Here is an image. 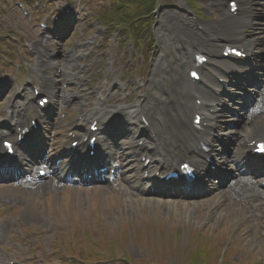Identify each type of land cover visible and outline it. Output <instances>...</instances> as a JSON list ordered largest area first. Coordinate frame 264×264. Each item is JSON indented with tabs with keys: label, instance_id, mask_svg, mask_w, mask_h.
<instances>
[{
	"label": "rangeland",
	"instance_id": "rangeland-1",
	"mask_svg": "<svg viewBox=\"0 0 264 264\" xmlns=\"http://www.w3.org/2000/svg\"><path fill=\"white\" fill-rule=\"evenodd\" d=\"M216 1L211 6L207 1L198 2L202 18L210 19V23H207L211 32H208L209 34L219 31L221 28L219 23L223 21L220 17L222 8L220 6L224 5L226 0ZM77 2L85 4V10L89 13L88 19L84 25L80 23L79 26L66 32L61 41L55 40L50 43L57 56V60L55 59L57 65L50 66L49 71L50 78L52 76L53 82L57 84L54 114L60 118L66 110L74 111L73 109L76 108L77 112L69 115L71 118L76 113L89 111L102 85L104 86L102 99L105 100L107 97L109 101L104 102L107 108L126 105L132 107L138 103L145 105L144 101L151 104L152 99L162 98L164 94L158 83L163 84L167 96L171 94L172 86L159 79L165 77L168 82H173L171 79L173 75L175 80H178L174 70L181 59L179 53L182 52L183 47L181 43H177L182 32H179L176 27H183L182 22L188 21L189 16L186 15L185 9L190 7V0H160V9L152 16L151 24L147 27L145 25L143 31L140 28H133L132 40H129L124 28L116 30L107 23V20L101 21L104 15L110 13L111 0H71L70 3L74 9H77L75 5ZM256 3L259 2L251 3V12L253 16L260 18L242 27L239 32L245 41L253 45L255 53L264 54V33L257 35L260 29L264 31V10L258 8ZM42 7L39 6L37 9L40 10ZM32 10L34 7L30 12ZM55 10L54 5L48 7L47 16L51 11L56 13ZM170 13H173L174 18L169 16ZM0 14V35L5 38H0V75L3 76V82L7 81L6 77L11 79L10 91L0 101L1 122L3 117L1 112H5L16 89L26 90L25 93L30 95V89L26 87L36 63L35 58L30 59L27 52H23L22 56H15V45L10 41L11 36L8 34H30L29 38L37 37L35 38L37 43L40 42V35L35 21L32 25L27 20L22 21V16L13 8L11 0H0ZM85 28H88L86 36L92 44L89 48L82 49L83 60L75 65L74 74L78 80L73 82V88L58 90L60 86L58 79L62 77V72H65V69L61 67L62 59H65L64 51L66 48L73 49L79 42L82 44V41L85 46V40L80 34ZM7 36L13 47L6 41ZM137 40L140 42L137 43ZM7 51H13V54L6 53ZM78 55H81L80 51ZM85 55L89 56L86 60ZM19 59L21 63L18 62ZM262 66L264 67V58ZM20 69L18 73L17 70ZM130 74L131 77L127 79ZM65 97L68 98L66 103H71L69 106L63 104ZM111 97L113 102H110ZM222 115L223 113L218 115L221 116L218 125L221 131H219L218 141L228 140L231 144L238 143L237 140L243 128L251 123L244 122L243 118L229 119L223 118ZM136 121L138 122V117ZM230 123L233 124L232 127ZM46 129L48 132L43 136L44 143L50 146L48 151L54 154L58 146V134L64 129V125L59 120L57 122L53 120L49 126L46 125ZM118 141L119 145L125 143L128 146L132 138L129 141L124 139ZM221 148L219 147V150ZM126 157L122 152L115 154L117 159L115 161L122 162L120 169L122 175L115 184H107V186L94 184L91 188L78 186L75 189L65 188V190L61 188L56 196L53 195L50 181H41L39 187L33 191L14 189L6 185V181H0V238L10 232L14 226V218L19 214L29 219L30 224H33V221L38 223L39 228L33 227L36 236L32 239L27 238V242L30 241L31 246L39 241L41 251L50 254L49 263L59 262V256L65 252V250L61 252L57 250L53 255L52 250L56 245L70 243L73 246L71 250L76 254H67L71 258L75 256L79 259L81 262L78 264L97 263L99 257H94L97 253H103L104 260L113 257L121 259L131 257L135 263L144 260L147 264H189V261L194 262V259L187 261L193 248L188 236H191L194 229H200V232L211 231L209 234L213 236V248L208 252H212L209 255L210 259L201 264H222L221 256L227 244L230 248L246 253L245 259L240 256L229 257L230 264H239L240 261L244 264H264V217L253 220L249 212L245 211L239 215L233 214L229 206L230 201L217 206L214 210H211L209 206L218 200L219 196L225 192V188L228 192L230 188L236 186V183L230 181L223 189H210L196 200V207L188 213L185 212L187 208L190 209L191 202L182 201H175L178 206L169 214L163 209H151L142 203H137L134 210L126 212L124 203L139 197L135 195L133 188L138 161L134 157L126 160ZM125 188L126 192L123 190ZM4 200L18 203L13 204L16 210H9V206L2 208ZM218 215L223 217L216 218ZM6 243L9 241L6 240ZM108 246L114 248L109 249ZM197 246L196 241L195 248ZM13 248L10 246L5 249L14 260L22 263L28 261L25 260L28 253L23 256L21 251L24 247L17 250ZM1 249L2 247L0 251ZM68 250L71 253L69 248ZM83 251L88 257L78 256ZM92 251L96 253L91 255ZM37 254L40 255V251ZM199 260L202 261L200 258ZM134 262L131 264H135ZM0 264H8V260L2 257L1 252Z\"/></svg>",
	"mask_w": 264,
	"mask_h": 264
},
{
	"label": "bare ground",
	"instance_id": "bare-ground-1",
	"mask_svg": "<svg viewBox=\"0 0 264 264\" xmlns=\"http://www.w3.org/2000/svg\"><path fill=\"white\" fill-rule=\"evenodd\" d=\"M263 8H264V4H263ZM243 10H244L243 18L240 19L239 21H237V23H235V24H232V25L225 24V27H224L223 31L220 34L225 35V36H229L231 34L232 35V38L231 39H233V40H237V38L240 37L239 36V33H238V27H239V25L243 24L244 22H246L248 20V15L250 13V7L248 5H246V4H244L243 5ZM169 16H171V17L174 18L173 13H170ZM230 20H233V19H230ZM184 32L185 33L183 35V39L186 42L195 43L196 41H198V39L196 38L195 34L191 30L185 29ZM60 35H61V31H59V33L56 32V31H53L52 32L53 39L59 38ZM186 42H185V44L188 45V43H186ZM205 48L206 49H211L209 46H205ZM56 58H57V56L54 55V58L53 59H48L47 61H45L44 64H43V66L45 68H49L52 65H57L55 63V61L57 60ZM253 65L254 64H250V66H253ZM227 69L229 70V69H231V67H228ZM42 84H43L42 80H39V85L41 86ZM159 84H160V87H163V84H161V83H159ZM44 90H47V91L50 92L49 94H53L54 95L55 87H53V85H50L49 86V84H46L45 87H44ZM100 97L101 96L99 95V98ZM25 100L28 101L29 109L27 110V107H25V109L23 108V109H20L19 110V112H18V118H20V117H23V118L19 122V124L17 125L18 128L20 127V125H24L26 119H28V118L30 119V117H31L30 116V111L31 110H34L33 113L35 112V108H33V105H32L33 102H31L29 100V97L28 96H27V98ZM210 101H211V103H215V107L217 108V104H216L217 102L216 101H218V99L214 96ZM101 102L102 101L99 100L98 101V104H96L95 108L93 110H91L89 114L91 116L95 117V118L100 119L102 122H105V121L108 120L107 117H110V116L108 114L104 113L103 111H100L101 110V107H100ZM164 104H166L165 101H164ZM245 105H247V103H245ZM232 106L233 107H236V106H239V105H237V102H235ZM164 109H165V111H167L168 107L166 105H164ZM251 109H252V107H251ZM245 112H247V111H245ZM117 113H121V116L123 115V113L125 114V112L123 111L122 108L118 109L117 112H116V114ZM179 114H180V116H182V122H184L183 120L185 119V116L181 115V113H179ZM10 117H11V119L14 118L12 116H10ZM118 119H119L118 117H114V118L109 119L108 121H109V123H112L114 121H117ZM167 122H168V124L165 127V130H166V134L165 135H167V134L169 135V141H172L174 139H177V138H180L181 136H183V138L185 140V145L182 146L181 149L188 150V152L191 149H196L195 146L190 147V144H189V142L191 141L192 133L189 132V131H187V130H184L182 132L180 130H178L177 127H176V119H175V117L173 118V120L170 117H167ZM255 124H262V125H264V118L261 121H257V123H255ZM172 127H173V129H175V131H172L171 130ZM10 130H11V128H6V131H7V133L9 135H10V133H9ZM252 130H253V127L252 126H248L247 124L245 125L244 131L249 132V131H252ZM242 135L244 136V134H242ZM244 139H246V141L250 140V138L248 136H245ZM246 141L243 142L244 145L245 144H248ZM130 144L132 145V143H130ZM229 147H230V145L228 146V148H224L223 147L222 150H221V153L224 154V153L228 152ZM65 148H66V141L63 138V142H62L60 151H58L57 156L55 157L56 160L63 161L64 159H67L69 157V154L65 151ZM130 148L133 150L132 155L133 154H138V155L148 154L149 155L147 149L145 150V153H142L141 154L139 152V150H136L135 148H133L131 146H123L122 147V150L127 153V156L130 155V150H131ZM181 149L174 150L173 156L175 158L180 154ZM107 150L110 151L109 155H111V154H113L114 152H116V151H118L120 149H119V147L115 146V144H114V150L113 149H107ZM165 151H166L167 155H169L173 150L170 147H166L165 148ZM243 152H244V148L243 147H239L238 148V154H240V155L243 156ZM187 156H188V154H187ZM129 158H131V157L129 156ZM153 159L155 161V164L158 167H161V166H165L166 167L167 166V164L163 160L156 159L155 157H153ZM237 160L238 159L235 158L234 161L232 162V165L236 166L237 171H238V174L240 176H242V177L245 176V175H247V174H249V172H251L252 169L249 168V167H247V166H244L242 160L238 164V161ZM227 163H229L228 160H226V162H223V164H221V167H223ZM242 183H244V181H242ZM230 194H232V193H230ZM222 200H223V197H221L217 201L218 202L217 203V206L219 205V203ZM137 203L146 204L151 209H157V210H162L163 209L164 211L167 212V214H169L170 212H173V210H174V207L172 206L173 203L170 200H163V201H161L159 199H154V198L148 199V198H143L142 197L141 199L139 198V199H135V200L134 199L133 200H127L124 203V207L127 209L126 212H128L130 210H134V208L137 206ZM185 213H188V210H186ZM222 217H223V215L216 216V218H222Z\"/></svg>",
	"mask_w": 264,
	"mask_h": 264
},
{
	"label": "trees",
	"instance_id": "trees-1",
	"mask_svg": "<svg viewBox=\"0 0 264 264\" xmlns=\"http://www.w3.org/2000/svg\"><path fill=\"white\" fill-rule=\"evenodd\" d=\"M127 2L128 4H131V8L132 9H130V7H128V6H125L126 7V9H125V11H127V13H128V10H131L132 12L134 11V8H136L137 10H142V9H147L146 10V15L148 14L147 13V11H149V7H153L154 6V4H155V2H156V0H124V2ZM143 12H145V11H141V13H143ZM133 13H131V14H129V15H132ZM128 15V17H127V19L128 18H130V16ZM139 17L138 18H140L141 16H143V15H145V13H143L142 15L141 14H137ZM138 18H137V16H135L134 17V19H137L138 20ZM126 20H122L120 23H119V25L120 24H122V23H124ZM207 245L210 247L211 246V243L210 242H208V240L207 239H201V240H199V245L197 246V248H192L191 249V252H190V258H188L187 259V261L190 259L191 260V258L192 259H194V262H195V264H201V262H204L205 260H209L210 258H209V255H210V253H208L209 252V248H207ZM234 254H238V256H240L239 254V251L238 250H236V249H229V250H227V252H226V254H225V256H223V260H222V264H230L231 263V260L229 259V256H232V255H234ZM204 256V257H203ZM241 257H243V255H241ZM199 258L202 260V261H200L199 260ZM196 259V260H195ZM194 262H193V260H191V262L189 261V264L191 263H193L194 264ZM241 262V261H240ZM215 264H218V263H215ZM241 264V263H240Z\"/></svg>",
	"mask_w": 264,
	"mask_h": 264
}]
</instances>
